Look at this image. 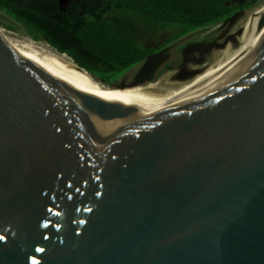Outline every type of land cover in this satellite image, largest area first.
Listing matches in <instances>:
<instances>
[{
	"label": "water",
	"instance_id": "1",
	"mask_svg": "<svg viewBox=\"0 0 264 264\" xmlns=\"http://www.w3.org/2000/svg\"><path fill=\"white\" fill-rule=\"evenodd\" d=\"M243 32L188 46L223 50L172 76L197 94L133 116L0 25V264H264V13ZM166 59L117 84L71 62L126 89Z\"/></svg>",
	"mask_w": 264,
	"mask_h": 264
},
{
	"label": "trees",
	"instance_id": "2",
	"mask_svg": "<svg viewBox=\"0 0 264 264\" xmlns=\"http://www.w3.org/2000/svg\"><path fill=\"white\" fill-rule=\"evenodd\" d=\"M264 0H0V25L59 53L106 83L183 36Z\"/></svg>",
	"mask_w": 264,
	"mask_h": 264
},
{
	"label": "bare ground",
	"instance_id": "3",
	"mask_svg": "<svg viewBox=\"0 0 264 264\" xmlns=\"http://www.w3.org/2000/svg\"><path fill=\"white\" fill-rule=\"evenodd\" d=\"M263 13H264V4L257 9V11L250 17L249 20L243 23L244 32H246V30L253 24V22L256 19H258ZM230 45L231 43H229L226 46V48H228ZM49 53L54 55L58 59L62 60L63 62L67 63L71 67H73L85 78H87L90 82H92L96 87H98L102 92L115 98L118 102L124 103L134 108V110L130 112L133 116L135 111L139 107L149 111L155 109L157 110L158 108L159 109L163 108L168 103H172L173 101H177L184 97L197 94L203 75L202 73L194 77L192 80H189L187 82L175 86L172 85L171 88H168V86L166 87L165 84L162 83H148L146 86L143 87L138 86V87L126 88V89H110V88L102 87L98 82L92 80L86 73L77 69L74 66V64L71 62V60H69L68 57H66V55L54 54L52 52ZM167 81L174 83V80L171 78H168Z\"/></svg>",
	"mask_w": 264,
	"mask_h": 264
},
{
	"label": "flooded vegetation",
	"instance_id": "4",
	"mask_svg": "<svg viewBox=\"0 0 264 264\" xmlns=\"http://www.w3.org/2000/svg\"><path fill=\"white\" fill-rule=\"evenodd\" d=\"M66 2H67V0H65L64 2H61V4L64 5ZM261 3H262V1L260 3H258L257 5H260ZM240 10L248 11V9H246V8H243ZM240 10H238V11H240ZM227 18H229V17H227ZM227 18L223 22H221L220 24H218L216 26L206 28V29L197 30V31L191 32V33L183 36L178 41L171 44L168 48H166L164 51H162L163 53L166 54L167 59L164 60L159 65V67L154 71V74H153L154 78L152 79L151 83H162V84H165V86L167 87L168 83H166L164 81L163 82L159 81V79L162 77L161 75H163L165 73H169L168 78L173 79L172 76L175 73H177L178 70H180V67L183 65L184 58H186L188 60V67L191 70H196V69L201 68L205 65L207 67H209V61H210L211 57L214 56L215 53L217 52L216 50L205 53V57H204L202 64H198L196 62L197 59L202 57L200 52H198V51H192L191 52L190 51V53L188 52L187 55L185 56V50L188 48V46H190L192 44H195L198 42H211V41H214L217 38L221 37L222 35L224 37L220 41L224 42L231 34L235 33L236 30L241 26V25H238V23H239L238 22L236 25H234L233 27L228 29V25L226 23ZM138 68L139 67L133 68L132 70H130L129 72L124 74L119 79L118 82H116V83L112 82L109 84H117V83H120L122 81H125V82L130 81L135 76ZM185 82H187V81H185ZM181 83H184V82H182L180 80H174V83H170V84L175 86V85H178Z\"/></svg>",
	"mask_w": 264,
	"mask_h": 264
},
{
	"label": "rangeland",
	"instance_id": "5",
	"mask_svg": "<svg viewBox=\"0 0 264 264\" xmlns=\"http://www.w3.org/2000/svg\"><path fill=\"white\" fill-rule=\"evenodd\" d=\"M263 4H264V1H262V3H261L260 5H257V6H254V7L250 8V9H248V11H246V14L244 15V17L239 21L238 25H242V24L245 23L247 20H249L250 17H251V16L257 11V9H258L259 7H261ZM1 26H2V25H1ZM2 28L4 29V31H5V33H6L7 35L14 36V37H17V38H20V39H23V40L29 41V42H31V43H34V44L38 45L39 47H41L42 49H44V50H46V51H48V52H52V53H54V54H62V53H58V51H56V50H55L50 44H48V43L45 42V41H37V40H33L32 38L27 37L26 35H23L22 33L14 32V31H10V30L6 29V28L3 27V26H2ZM221 51H223V50H221ZM221 51H217V52L215 53V55L211 57V59L214 58V57H215L216 55H218L219 53H221ZM64 55H66V57H68L69 60L72 59L69 55H67V54H65V53H64ZM211 59H210V60H211ZM161 76H162V77L159 79V81H161V82L164 81V82L168 83V88H171V87H172V84H170L171 82H168V81H167V78L169 77V73H165V74H163V75H161Z\"/></svg>",
	"mask_w": 264,
	"mask_h": 264
}]
</instances>
